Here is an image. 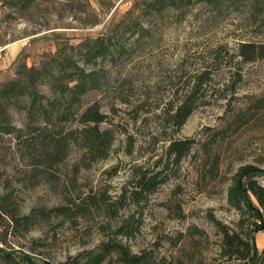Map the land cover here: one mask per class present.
<instances>
[{"label":"rangeland","instance_id":"374dc122","mask_svg":"<svg viewBox=\"0 0 264 264\" xmlns=\"http://www.w3.org/2000/svg\"><path fill=\"white\" fill-rule=\"evenodd\" d=\"M143 1L0 0V125L35 138L28 149L0 135V210L11 213L0 216V247L13 258L65 264L120 241L149 254V264L241 263L224 255L222 231L252 233L258 221L228 193L242 166L264 173V4L254 14L246 1L219 9L195 0L184 14L146 18L150 35L115 60L100 58L98 87L50 126L55 156L38 137L47 132L40 121L1 98L13 83L50 94L46 71L65 57L80 61L81 43L127 24ZM188 96L194 111L176 127L172 116ZM97 110L95 142L97 125L85 119ZM184 139L191 148L176 164L169 147ZM157 172L166 182L135 198ZM13 215L32 222L20 226ZM104 264L123 262L112 254Z\"/></svg>","mask_w":264,"mask_h":264},{"label":"trees","instance_id":"16d2710c","mask_svg":"<svg viewBox=\"0 0 264 264\" xmlns=\"http://www.w3.org/2000/svg\"><path fill=\"white\" fill-rule=\"evenodd\" d=\"M195 0H145L138 8V16L131 17L124 26L116 27L111 34L99 36L98 38L88 39L81 43V48L77 54L81 59L76 60L74 56L65 57L56 61L52 68L46 71L48 82L47 92L38 89H31L28 86H22L18 83L10 84L1 91V98L11 107H20L24 109L27 116L32 120L44 125L41 129L47 132L39 135L42 138V144L54 146L55 149L47 155L55 156L59 147V142L53 136L50 126L55 128L60 126L66 120L73 116L72 108L81 104L83 97L99 85V77L94 66L98 64L100 58H109L115 60L125 52L132 50L134 45H140L142 39L151 33L152 26L147 20L152 17L161 16L165 10H172L174 15L184 14L187 8ZM207 5L221 9L227 5L236 6L242 2H248L254 14L261 10L264 0H200ZM147 18V19H146ZM147 20V21H146ZM152 20V19H150ZM147 22V24H146ZM122 27V28H121ZM195 108V102L192 96H188L177 108L173 114V124L176 127L183 126L190 117ZM86 122H94L97 126L92 131L91 140L99 139L98 125L103 122V116L100 112L92 111ZM56 130V129H54ZM23 129L12 125H0V135L15 134V138L26 142V147H32V136L24 137ZM191 140H173L169 147V153L176 164L185 158L191 148ZM259 169L254 165L242 166L233 176L229 188V203L238 211L250 214L258 221L251 223L252 233L240 234L230 233L223 230L224 255L236 256L241 260L240 264H264V248L260 251L256 236L259 231L264 230V183L260 178L264 173H259ZM162 172L144 178L133 192L137 199L142 198L145 193L155 191L160 184L166 182L167 178H160ZM7 200V198H5ZM1 215L11 214L9 209L1 205ZM15 222L24 226L32 222V215H26L23 218H16ZM134 227L125 226L124 233H130ZM116 254L123 264H149L151 256L149 254H139L131 250L129 246L120 241L105 242L97 250H92L84 255L78 256L65 264H104L112 255ZM84 256L83 260H80ZM0 264H37L28 254H22L12 257V254L6 252L0 247Z\"/></svg>","mask_w":264,"mask_h":264},{"label":"crops","instance_id":"0c3cea01","mask_svg":"<svg viewBox=\"0 0 264 264\" xmlns=\"http://www.w3.org/2000/svg\"><path fill=\"white\" fill-rule=\"evenodd\" d=\"M20 48V47H19ZM20 49H17V53H19ZM256 243H257V246L260 250H262L264 248V231H259L257 234H256Z\"/></svg>","mask_w":264,"mask_h":264}]
</instances>
